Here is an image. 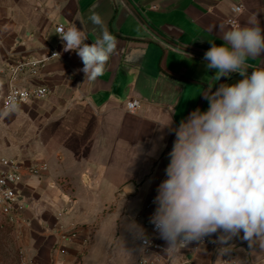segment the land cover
<instances>
[{"label": "crops", "instance_id": "1", "mask_svg": "<svg viewBox=\"0 0 264 264\" xmlns=\"http://www.w3.org/2000/svg\"><path fill=\"white\" fill-rule=\"evenodd\" d=\"M236 3L242 9L234 13ZM93 10L118 43L104 74L88 80L76 52L63 51L56 27L75 25L91 44L100 34L88 20ZM253 13L264 27V0H0V64L50 48L59 54L36 77L20 80L50 89L28 103L47 100L57 121L52 131L65 138L56 144L62 154L54 171L25 175L21 184L20 219L30 225L22 224L19 239L29 264H264L261 242L250 247L243 233L228 245L214 243L219 233L213 234L197 249L167 250L160 234L152 239L161 249L141 244L156 208L148 201L167 179L171 129L195 109L207 110L203 91L243 79L231 73L218 81L204 54L224 43L221 23L229 28L226 19L234 18L243 26ZM261 67L264 54L248 59L249 75ZM5 90L0 73V99Z\"/></svg>", "mask_w": 264, "mask_h": 264}, {"label": "clouds", "instance_id": "2", "mask_svg": "<svg viewBox=\"0 0 264 264\" xmlns=\"http://www.w3.org/2000/svg\"><path fill=\"white\" fill-rule=\"evenodd\" d=\"M88 20L93 31L100 30L91 44L75 25L61 26L56 34L63 51L76 52L82 61L85 79L95 80L104 74L118 41L99 13L93 10ZM218 30L224 43H212L205 52L206 68L216 70L218 81L231 73L243 79L203 91L207 110L195 109L171 129L175 140L167 179L157 188L150 218L167 250L217 233L214 243L228 245L243 233L250 247L257 240L264 247V67L247 72L248 59L264 54V27L253 13L243 26L221 23Z\"/></svg>", "mask_w": 264, "mask_h": 264}, {"label": "built area", "instance_id": "3", "mask_svg": "<svg viewBox=\"0 0 264 264\" xmlns=\"http://www.w3.org/2000/svg\"><path fill=\"white\" fill-rule=\"evenodd\" d=\"M242 5L236 3L231 7L234 13L240 12ZM226 23L232 25L236 24L234 18H227ZM62 25H58L57 28ZM54 48H50L46 55L36 57L32 55H19L13 62L1 61L0 73L5 76L6 90L0 99V108L7 110L17 107L21 104L45 99L50 89L47 86L40 84H25L20 80L24 76L36 77L39 74L44 62L57 55ZM137 100L133 99L126 103L128 110L132 111L136 105ZM48 169L45 162H33L25 164L19 161L16 157L0 152V215L9 218L10 220H20L21 212L26 206L22 199L21 184L25 175L38 176L46 172ZM154 198H150L148 203L153 204ZM151 218V217H150ZM150 218L147 221V231L141 237V244L146 249L159 250L161 245L152 238L159 235L155 226L150 223ZM209 243V238L205 237L203 241H194L187 247L197 249L201 245ZM144 260H140L139 264H144ZM21 264H28L25 260ZM224 264H230L225 262Z\"/></svg>", "mask_w": 264, "mask_h": 264}, {"label": "rangeland", "instance_id": "4", "mask_svg": "<svg viewBox=\"0 0 264 264\" xmlns=\"http://www.w3.org/2000/svg\"><path fill=\"white\" fill-rule=\"evenodd\" d=\"M52 117L51 105L47 100L7 110L0 108V149L26 164L37 160L46 162L50 175L55 169L56 157L62 154L55 151L56 144L65 140L53 133L52 127L57 121H53ZM56 182L62 184L63 177H57ZM0 219H7L10 225L8 237L0 243V264H21L22 260L28 263V249L24 248L19 238L22 224L29 226L30 221L24 218L10 220L1 215Z\"/></svg>", "mask_w": 264, "mask_h": 264}, {"label": "trees", "instance_id": "5", "mask_svg": "<svg viewBox=\"0 0 264 264\" xmlns=\"http://www.w3.org/2000/svg\"><path fill=\"white\" fill-rule=\"evenodd\" d=\"M10 231V225L7 219H0V243L1 240L8 237Z\"/></svg>", "mask_w": 264, "mask_h": 264}, {"label": "water", "instance_id": "6", "mask_svg": "<svg viewBox=\"0 0 264 264\" xmlns=\"http://www.w3.org/2000/svg\"><path fill=\"white\" fill-rule=\"evenodd\" d=\"M130 186H131V184H128L127 188L124 190L126 193L130 192V190H129L130 189L129 188Z\"/></svg>", "mask_w": 264, "mask_h": 264}]
</instances>
